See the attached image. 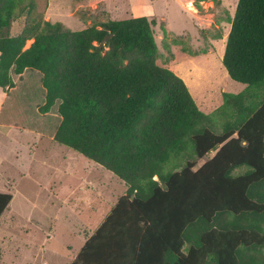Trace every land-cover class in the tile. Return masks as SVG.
I'll return each instance as SVG.
<instances>
[{
    "label": "trees",
    "instance_id": "1",
    "mask_svg": "<svg viewBox=\"0 0 264 264\" xmlns=\"http://www.w3.org/2000/svg\"><path fill=\"white\" fill-rule=\"evenodd\" d=\"M37 2L0 0V89L38 72V112L60 118L52 141L127 187L70 264H264V0L237 1L221 62L246 89L212 115L157 64L154 19L70 31Z\"/></svg>",
    "mask_w": 264,
    "mask_h": 264
},
{
    "label": "rangeland",
    "instance_id": "2",
    "mask_svg": "<svg viewBox=\"0 0 264 264\" xmlns=\"http://www.w3.org/2000/svg\"><path fill=\"white\" fill-rule=\"evenodd\" d=\"M194 1L46 0L44 9L45 0H38L35 13L70 31L109 20L154 19L157 64L180 77L198 109L212 115L223 104L222 93L246 89L228 77L221 62L238 0H206L198 9ZM26 22L23 13L12 22L10 35L17 36ZM40 79L38 72L27 70L7 100L0 90V174L8 176L12 195L0 218V258L9 254L11 243L18 250L14 264H68L84 232L97 227L127 187L111 172L51 141L60 118L35 113V104L44 102Z\"/></svg>",
    "mask_w": 264,
    "mask_h": 264
},
{
    "label": "crops",
    "instance_id": "3",
    "mask_svg": "<svg viewBox=\"0 0 264 264\" xmlns=\"http://www.w3.org/2000/svg\"><path fill=\"white\" fill-rule=\"evenodd\" d=\"M49 8H51V6L49 5ZM172 71V70H171ZM25 73H26V70L23 72V74L21 75V76H16V75H11V77H12V80H13V82H14V84H15V87L14 88H12V89H9V90H5L4 92L6 93V95H5V93H4V97H3V101H5V100H7L8 98H9V95H10V93L16 88V85H17V79H19L18 81H20L24 76H25ZM15 78H16V80H15ZM0 90H2V89H0ZM44 103V102H43ZM43 103L41 104V105H43ZM41 105H39V104H35V113L36 112H38V108L41 106ZM56 107L54 108H52L51 110H50V112L49 113H47V114H44V116H46V115H52V117L53 118H55V119H58V116L56 115ZM52 110L54 111V114H52L51 112H52ZM39 113V112H38ZM40 135V134H39ZM53 137V136H52ZM52 137H51V141H52ZM1 162V161H0ZM0 166H1V163H0ZM242 170V169H241ZM4 176V177H3ZM5 179H9L8 178V176H6V175H1L0 174V194H6V195H10L11 196V200H10V202L12 201V195L11 194H9V191H8V188L10 187V184L11 183H9L8 181L9 180H5ZM119 198V197H118ZM117 198V199H118ZM117 201V200H116ZM116 201H115V203H116ZM10 202H9V204H10ZM114 203V204H115ZM9 204H8V206L6 207V209L3 211V213L7 210V208L9 207ZM113 204V205H114ZM112 205V206H113ZM111 206V207H112ZM111 209V208H110ZM110 209H109V211H110ZM108 211V212H109ZM3 213H1V215H0V218L2 217V215H3ZM107 215V214H106ZM105 215V216H106ZM105 216L103 217V219L105 218ZM103 219H102V221H103ZM101 221V222H102ZM101 222L97 225V227L101 224ZM2 226V222H0V227ZM96 227V228H97ZM95 228V229H96ZM95 229L92 231V232H90L89 230H86L88 233L87 234H85V232H84V241H83V243H82V245L84 244V242L86 241V239L88 238V237H90L93 233H94V231H95ZM2 239V238H1ZM82 245H81V247H82ZM9 254H7L6 256H2L1 258H0V264H14L15 262H16V260H17V257H16V254H17V246L15 245V244H12L11 245V243H10V245H9ZM80 247V248H81ZM80 250V249H79ZM78 250V251H79ZM77 251V252H78ZM77 254V253H76ZM75 254V255H76ZM75 255L73 256V258L75 257ZM72 258V259H73ZM72 259L70 260V262L72 261ZM70 262L68 263V264H70Z\"/></svg>",
    "mask_w": 264,
    "mask_h": 264
}]
</instances>
